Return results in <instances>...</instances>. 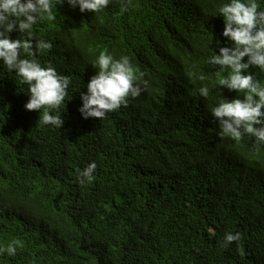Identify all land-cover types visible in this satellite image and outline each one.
<instances>
[{
  "label": "trees",
  "instance_id": "1",
  "mask_svg": "<svg viewBox=\"0 0 264 264\" xmlns=\"http://www.w3.org/2000/svg\"><path fill=\"white\" fill-rule=\"evenodd\" d=\"M226 2L110 0L81 13L53 0L33 31L51 44L41 65L70 78L61 128L24 108L26 86L0 66V249H16L0 264H264V145L220 139L209 111L243 96L207 63L226 44ZM101 51L127 56L146 87L85 119L80 92ZM248 71L264 87V72ZM92 161L94 179L79 184ZM228 232L240 239L222 248Z\"/></svg>",
  "mask_w": 264,
  "mask_h": 264
},
{
  "label": "clouds",
  "instance_id": "2",
  "mask_svg": "<svg viewBox=\"0 0 264 264\" xmlns=\"http://www.w3.org/2000/svg\"><path fill=\"white\" fill-rule=\"evenodd\" d=\"M78 8L81 13H96L108 7L110 0H57ZM53 0H0V66L6 72L14 73L20 83L26 86L28 99L24 108L42 111L39 123L61 128L63 124L61 107L69 96L70 78L60 75L47 64L42 66L36 58L38 53L51 48L43 39L37 40L33 27L45 16L50 15ZM216 14L223 20L220 35L226 38L225 46H219L207 60L220 77L216 82L241 97L223 98L209 110L218 126L216 135L220 139L231 138L239 141L244 134L254 138V142L264 145V87H261L249 72L257 68L264 72V8L257 0H227L221 4ZM215 14V15H216ZM18 37L10 38V33ZM230 42V43H229ZM96 69L80 92L81 105L78 108L82 118L103 120L108 114L126 107L129 98H137L146 87L140 73L130 63L127 56L114 58L107 51H101L92 62ZM230 70V74L225 75ZM201 81L205 77H199ZM201 97L207 98L209 88L197 89ZM97 164L89 162L77 170V182L91 183ZM240 239L239 232L226 233L222 248ZM13 244L0 251L15 255Z\"/></svg>",
  "mask_w": 264,
  "mask_h": 264
}]
</instances>
